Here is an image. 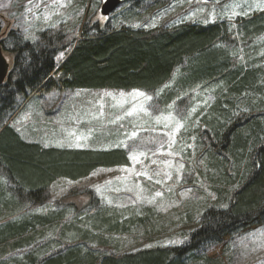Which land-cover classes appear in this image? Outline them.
<instances>
[{"label": "trees", "instance_id": "16d2710c", "mask_svg": "<svg viewBox=\"0 0 264 264\" xmlns=\"http://www.w3.org/2000/svg\"><path fill=\"white\" fill-rule=\"evenodd\" d=\"M93 1L79 0V4L82 8ZM147 1L153 0H125L132 8L121 18L117 13L104 21H100L101 8L95 10L78 37L46 29L34 40H24L18 31L0 27V48L11 60L0 86V169L16 187L7 188L0 181V222L23 208L20 196L42 205L43 193L60 179L79 181L98 168L130 164L127 152L121 149L45 148L24 141L13 122L33 95L53 91L106 89L156 94L172 82L160 93L164 106L180 102L181 96H192L194 91L211 93L214 101L194 116L198 121L194 131L209 140L203 156L214 170L210 180L222 185L213 189L218 199L203 213L201 226L191 233L186 245L127 254L97 252L87 245L108 247L111 238L106 236L146 225L144 219L128 220L121 212L99 208L82 221L90 223L93 233L68 223L71 212L66 209L30 213L0 223V264H37L68 242L64 252L41 264H210L196 253L202 245L222 243L243 230L264 226V116L245 117L241 112L243 106L253 112L264 106V100H259L264 94V66L257 65L264 55L253 58L247 49L246 62L241 60L237 49L228 48L237 32L225 21L134 29L132 22L139 17L134 7ZM240 24L244 44L264 34V14ZM62 52L65 57L59 60ZM49 232L58 239H47L42 248L23 259H6L34 247Z\"/></svg>", "mask_w": 264, "mask_h": 264}, {"label": "rangeland", "instance_id": "374dc122", "mask_svg": "<svg viewBox=\"0 0 264 264\" xmlns=\"http://www.w3.org/2000/svg\"><path fill=\"white\" fill-rule=\"evenodd\" d=\"M104 1L94 0L81 8L79 0H0V27L18 31L24 40H34L38 32L46 29L78 37L83 24ZM130 8V3H123L114 14L118 13L121 18ZM134 9L139 17L132 22V27L143 31L185 23L225 21L237 32L234 43L228 48L237 49L241 60L246 62L247 49L253 58L264 55V34L244 44L239 32L240 23L264 14V0H153ZM4 57L10 65V58ZM64 57L62 52L58 59ZM257 65L263 67L264 61ZM171 83L156 94L105 89L33 95L12 125L24 141L45 148L121 149L127 152L130 164L98 168L79 181L60 179L43 193L42 206L28 203L24 195L20 196L19 203L23 208L3 222L30 213L66 209L71 212L68 223L96 233L90 223L82 221L99 208H107L121 212L124 219H144L146 225L125 234L106 236L111 238L108 247L90 243L88 248L102 253L127 254L186 245L191 233L201 226L203 213L218 199L213 189L222 187L210 180L214 170L209 168L203 156L204 148L210 145L209 140L197 137L194 131L198 122L194 120L196 112L212 103L214 97L202 90L194 91L192 96L183 95L180 102L164 106L159 100L160 93ZM136 92L145 95L138 96ZM260 99L264 100V94ZM244 108L241 112L245 117L264 116V106L254 112ZM0 181L7 188L16 189L1 169ZM47 239L57 240L58 237L49 232L34 247L17 251L6 259H23L25 254L42 248ZM68 245L55 248L37 264L64 252ZM196 253L209 259L210 264H264V226L243 230L222 243L204 244Z\"/></svg>", "mask_w": 264, "mask_h": 264}, {"label": "water", "instance_id": "95a60500", "mask_svg": "<svg viewBox=\"0 0 264 264\" xmlns=\"http://www.w3.org/2000/svg\"><path fill=\"white\" fill-rule=\"evenodd\" d=\"M122 0H105L101 6L100 13L103 17H111L115 11L122 5ZM9 72V64L4 57L3 51L0 48V86L5 81Z\"/></svg>", "mask_w": 264, "mask_h": 264}, {"label": "snow or ice", "instance_id": "6c2138e0", "mask_svg": "<svg viewBox=\"0 0 264 264\" xmlns=\"http://www.w3.org/2000/svg\"><path fill=\"white\" fill-rule=\"evenodd\" d=\"M233 15H238V13H233ZM110 95V94H109ZM135 95H138V96H144L145 94L143 92H136ZM146 99H151V97H146ZM131 114V113H129ZM179 126V125H178ZM133 159H135V157H132ZM156 195H161V193H156ZM150 247V246H149Z\"/></svg>", "mask_w": 264, "mask_h": 264}, {"label": "bare ground", "instance_id": "6f19581e", "mask_svg": "<svg viewBox=\"0 0 264 264\" xmlns=\"http://www.w3.org/2000/svg\"><path fill=\"white\" fill-rule=\"evenodd\" d=\"M179 84V83H178ZM206 89V88H205ZM217 93V92H216ZM203 94V93H202ZM38 95V94H37ZM208 97V96H207ZM198 99V98H197ZM194 103V102H193ZM193 108V107H192ZM189 122V121H188ZM191 123V122H189ZM203 129V128H202ZM197 137H200V136H197ZM201 145V144H200ZM33 203V202H32ZM42 206V205H41ZM38 209V208H37Z\"/></svg>", "mask_w": 264, "mask_h": 264}, {"label": "flooded vegetation", "instance_id": "af4514ba", "mask_svg": "<svg viewBox=\"0 0 264 264\" xmlns=\"http://www.w3.org/2000/svg\"><path fill=\"white\" fill-rule=\"evenodd\" d=\"M122 2L125 3V0H122ZM123 3H122V4H123ZM101 19L103 20V19H105V18L101 16ZM100 21H101V20H100Z\"/></svg>", "mask_w": 264, "mask_h": 264}, {"label": "crops", "instance_id": "0c3cea01", "mask_svg": "<svg viewBox=\"0 0 264 264\" xmlns=\"http://www.w3.org/2000/svg\"><path fill=\"white\" fill-rule=\"evenodd\" d=\"M31 98H32V97H31ZM31 98H30V99H31ZM27 103H28V102H27Z\"/></svg>", "mask_w": 264, "mask_h": 264}]
</instances>
